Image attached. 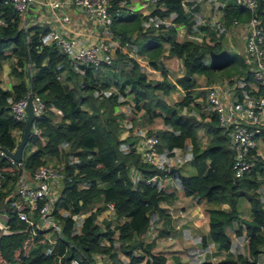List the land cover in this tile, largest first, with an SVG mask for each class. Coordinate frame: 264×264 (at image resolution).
I'll return each mask as SVG.
<instances>
[{
    "label": "trees",
    "instance_id": "obj_1",
    "mask_svg": "<svg viewBox=\"0 0 264 264\" xmlns=\"http://www.w3.org/2000/svg\"><path fill=\"white\" fill-rule=\"evenodd\" d=\"M156 2L161 4L162 9H154L149 15L161 19L172 16L167 25L157 23L156 27L143 28L140 22L149 16L130 12L125 6L116 9L115 0L110 13L113 18L111 31L118 44L133 43L137 53L145 58L150 67L161 70L163 78L160 81L149 79L141 71V65L119 48H115L112 56L103 59L97 66L80 63L79 73L71 59L53 43H43V35L48 28L29 25L23 29L21 15L13 4L0 0V19L4 23L0 26V62L15 56L10 68L14 82L9 88L0 86V147L12 150L15 144L11 131H22L23 128V122L13 118L9 110L10 102L28 92L37 94L43 101L44 110L33 121L37 131L27 140L21 165L31 174L40 164L62 161L63 177L53 205L54 215L65 225L64 240L53 249L61 255L62 264H68L70 258H79L80 264H94L92 257L96 254L107 256L109 264H123L111 245V221L102 222V226L96 221V213L105 209L108 202L114 204L112 221L125 219L118 227L120 251L128 257V264L141 262V254L134 256L132 251L136 248L146 250L149 246L130 243V240L134 233L142 234L147 230L151 214L161 215L158 205L163 195L154 184L146 181L153 174H177L185 196H196L197 200L213 205L207 210V236L215 250L223 254V258L215 264H259L264 250V208L258 189L263 183L264 155L252 158V165L235 177L232 169L234 151L228 128L220 125L216 115L209 110L199 113L198 117L177 110L178 106L188 104L199 106L193 101L194 93L201 94L196 90L198 85L194 74L209 77L214 70L230 76L240 69L247 81L253 80L250 71L245 72L248 66L245 58L235 52L245 39L244 30L239 25L246 22L252 11L236 0H224L216 31H211L214 34L209 37L210 41L200 44L176 39L175 24L191 25L182 5L185 0ZM253 13L264 26V0H255ZM237 27L242 30L240 35ZM154 30L157 32L154 33ZM133 32L135 35L131 36ZM229 33L233 37L237 35L238 40H231ZM224 38L227 47L232 49H227L226 45L223 48ZM163 42L167 44V55L179 59L182 64L183 74L175 79V83L166 79L165 67L159 59ZM176 85L184 94L181 99L169 104L163 96ZM112 86L121 96L132 93L135 111L142 110L149 118L160 117L163 124L171 128L156 131L159 151L165 149L170 155L172 148L183 147L185 141H189L191 159L188 165L192 168L191 173L181 174L169 170V167L149 165L141 160L138 153L121 148L125 140L118 139L120 128L117 127V119L123 115L115 116L113 111L125 100L117 93L102 92ZM84 105L89 110L82 109ZM53 108L60 112L57 120ZM199 130L208 136L204 146L199 144ZM65 145L68 147L64 150ZM131 166L140 173L135 182L130 175ZM17 171L18 167L0 155V182L11 179L5 191L4 185L0 184V210L14 197L12 180H15ZM80 182L85 185L80 187ZM99 200L102 207L83 220L77 233L74 221L69 216L58 214L62 206L76 211L80 201ZM241 200L248 204L247 219L240 218ZM221 205L226 208H220ZM5 214L8 233L0 237V264L56 263V257L51 249L48 250L40 230L26 227L14 211H5ZM232 224L237 227L235 235L244 232L246 236L248 258L240 254L231 255V240L227 231L233 229ZM101 237L109 244L102 245L99 241ZM147 264H166V259L148 252ZM175 264L184 263L177 261Z\"/></svg>",
    "mask_w": 264,
    "mask_h": 264
},
{
    "label": "crops",
    "instance_id": "obj_2",
    "mask_svg": "<svg viewBox=\"0 0 264 264\" xmlns=\"http://www.w3.org/2000/svg\"><path fill=\"white\" fill-rule=\"evenodd\" d=\"M41 0H35L29 9L31 16L37 15V21L31 22L27 18V26H38V27H53L59 30H66L68 35L70 37H73L74 39L78 40L80 43L85 42H96L100 39L103 40H109L108 42L110 46L112 47L113 51L115 48H119L121 52L128 53L127 49H129L127 46L119 45L117 40L113 38L112 31H110L107 35L103 30V27L98 25L93 19L88 18L86 13L78 8V7H61L53 12L49 11V9H45L41 4ZM188 3L184 6V11L190 10L192 12V16H189V21L191 22V25L189 27H186L183 24H175L173 27L176 29V39L178 41H181L183 39L191 40L196 43H203L204 41H210L209 37L214 34L211 31H216L215 27L218 26V21L221 16V7L223 6L224 0H186ZM125 8L128 9L130 12L140 13L142 15H148L147 19L141 20L140 24L143 26V28H146L148 26H154L156 27L157 23L167 25L170 23L172 16L163 17L162 19L159 17H152L149 14L154 9H162L161 4H157L156 0H125ZM68 13L71 20L69 23H63L60 20V17L64 14ZM30 14H28L29 17ZM206 21L205 23H203ZM217 24V25H215ZM0 26H4V23L0 19ZM240 27V26H239ZM200 32H197V31ZM238 35H240V30L238 27L236 28ZM242 31V30H241ZM157 31L154 30V33ZM135 32L131 34V36H134ZM179 35V37H177ZM231 36V40H238V36L236 35L233 37L229 33V37ZM114 39L117 43H114ZM244 42L241 43V54L244 58ZM227 47V46H226ZM227 49H232L227 47ZM112 51V52H113ZM111 52V53H112ZM166 56L168 61H171L173 59H176L179 61L177 68L172 69V67H169L166 63H163L162 56ZM6 60V59H5ZM4 61V60H2ZM1 61V62H2ZM160 61L164 65L165 69V75L166 79L170 82L175 83V79L183 74L182 64L181 61L177 58H174L172 56L167 55V44L163 42L162 44V55L160 58ZM0 62V64H1ZM174 62V61H172ZM245 63L248 64V66L245 69V72H248L252 69L251 64L247 63L245 60ZM240 69H238L236 72H233L228 78L230 79L229 83H223L219 84L223 92H226L229 94L230 98L239 97L238 92L241 90H244V88L248 86H252V81H247L246 78L243 75V72H239ZM150 73H157L159 75V81L163 78L161 70L157 69H150ZM251 73V71H250ZM196 75L194 74L193 77L196 80ZM202 76V75H201ZM235 76V77H234ZM252 76V75H251ZM205 79L206 77L203 76L202 79ZM1 80V79H0ZM14 82V79L10 75L9 83L8 85H5V87L1 84L0 86L5 89L9 88L10 84ZM206 82V79H205ZM197 83V81H196ZM218 83V82H217ZM198 85V83H197ZM199 89V85L196 87ZM228 88V89H227ZM109 91H113V93H116L113 89H108ZM226 90V91H225ZM235 90V91H234ZM231 92V93H230ZM235 92V93H234ZM183 90L181 87L176 85L172 90H170L166 95L163 96V98L169 103L168 101L179 100L183 96ZM128 95H130V98H126ZM125 100L123 104H120L118 107L122 108L125 107V111L127 109L133 108L134 100L132 93L126 94L124 98H121ZM200 100V94L194 93L193 94V101L196 103H199ZM200 104V103H199ZM128 106V107H127ZM195 107L192 104H188L185 106H178L177 110L179 113H188L190 110ZM196 109V108H195ZM53 111L55 112V118L60 117V112L53 108ZM184 111V112H183ZM137 111L136 113H138ZM135 113V114H136ZM131 114L132 118H134V121H132V125L135 126L138 125L139 128H144L147 131L151 132L155 129L162 128L161 123L156 121V119H160V117H154L149 118L147 115L144 114V112L141 110L140 114L138 115ZM134 115V117H133ZM198 117V116H196ZM135 118H137V121H135ZM161 120V119H160ZM162 122V121H161ZM163 123V122H162ZM125 128V127H124ZM128 129H124L123 132L127 131ZM122 132V133H123ZM203 140L200 139V135H198V140L200 146H204L207 142L208 136L205 134L202 130ZM11 139L14 141V144H16L19 140V137H17L14 132L11 133ZM124 143V142H123ZM190 143L188 140L185 142L184 147H189ZM68 145H65L63 149H67ZM261 147V146H260ZM260 150V148L258 147ZM264 149L262 148V151ZM261 151V150H260ZM187 157H188V152ZM264 154V151L263 153ZM188 162V160H187ZM188 164V163H187ZM163 167H169L170 166H163ZM188 168V169H187ZM135 169V168H134ZM177 169V167H176ZM177 171V170H176ZM173 171V172H176ZM183 173L181 174H188L192 172V168L190 167H184L182 169ZM131 174V170H130ZM135 174L140 176V173L137 169H135ZM263 183H261L260 188L258 190V194L260 196L261 201H263V208H264V174L262 176ZM11 179H2L0 184L4 185V191L7 189V185L10 184ZM159 182L161 184L160 189H158L162 195L163 198L159 202V209L161 210L160 214H154L152 218H150V222L148 225L147 230L140 234L137 243H142V246H149L146 250H143L142 248H136L132 251L134 256L141 254L142 259L141 262L137 264H147L148 261V252H151L153 254L162 255L166 259V264H175L177 261L181 263H190L193 264L194 262L197 264L202 263H209V264H215L222 258V253L215 250L212 242L210 239H208V214L207 210L212 208L213 205L205 203L203 200H197L195 196H185L183 194L178 175H165V176H159ZM13 189L12 194L15 188V180L13 181ZM56 185V197L58 196L59 187L58 182H55ZM80 185H83L81 183ZM194 199V200H193ZM101 201L97 202H79L78 205L81 208H85V212L87 214V211L95 208L92 212L95 213L97 208L99 207V204ZM241 208H246L248 210V204L245 201H240ZM220 208H226L225 205H221ZM90 212V213H92ZM89 213V214H90ZM74 214L77 215L78 213L74 209ZM85 214V215H86ZM99 216L96 218L98 221H104L108 220L112 214H110L107 209H103L100 212H98ZM87 216V215H86ZM85 216V217H86ZM76 217L75 219H77ZM123 219V218H122ZM247 219V215H246ZM125 221V219H123ZM237 223V222H235ZM120 225V224H117ZM110 226L109 231H112L110 238L112 239V245L114 246V249L117 252L118 260L123 264H128V257L120 251V243L118 242V236L116 231V226ZM235 224H232L233 229H229V231L234 230ZM227 233H229L227 231ZM244 235V232H242ZM205 243L203 242V238H205ZM229 237H231L229 235ZM136 236L132 237V240L134 241ZM231 240V239H230ZM100 243L102 245H108L109 241L103 237L99 239ZM116 246V247H115ZM101 256V255H100ZM199 256H202L198 261H195L196 258ZM170 262V263H168ZM97 264H109L108 257L105 255H102L101 257L96 258ZM264 263V262H263ZM260 262L259 258V264H263Z\"/></svg>",
    "mask_w": 264,
    "mask_h": 264
},
{
    "label": "built area",
    "instance_id": "obj_3",
    "mask_svg": "<svg viewBox=\"0 0 264 264\" xmlns=\"http://www.w3.org/2000/svg\"><path fill=\"white\" fill-rule=\"evenodd\" d=\"M34 1L5 0V2H11L21 15L23 29L27 26L28 12ZM112 1L114 0H41L40 4L53 13L61 7L81 8L88 18H93L98 24L108 29L113 21L109 10ZM236 2L245 5L252 11L246 22L238 25L244 30V56L246 62L252 66L250 71L253 77L251 83L253 84L251 87L248 86L247 89L244 88L238 92L239 97L235 98H230L228 93L223 92L219 84L211 85L205 88V98L210 111L216 115L219 124L229 130L230 144L234 151L232 169L234 176L238 177L252 165V158L257 155L263 156V152L258 149V147L261 149L258 143L261 142L262 145L264 143L262 140L264 136V26L253 13L255 0H236ZM120 5H122L121 0H117V6ZM60 20L63 23H69L71 18L67 13H64ZM234 23L236 22L234 21ZM58 30L50 27L47 32V39L54 42L61 52L66 53L74 64L84 63L87 65L91 63L96 66L110 50L109 45L104 40H98L96 43L85 46L77 45L73 39L66 35L67 33L60 32L66 30ZM28 96H31L32 110L36 117L44 110L43 101L37 94L28 92L18 99H13L9 104V110L13 118L19 122L25 120V105ZM36 131L37 128L32 124L31 134ZM157 144L158 137L155 134L144 137L141 149L142 160L149 165L162 166ZM253 148L254 151L252 152L251 149ZM188 154L190 156L189 151ZM0 155H3L10 164L18 167L13 191L14 197L10 198L7 206L15 212L19 221L25 223L26 227L41 231V236L49 247L48 250L51 249L56 257L55 264H62L61 255L53 250L57 244L64 240L63 229L65 225L53 213V205L57 199L53 185L55 182H58L59 185L63 177L62 161L40 164L29 174L22 167L21 162H16L5 155L1 147ZM156 178L158 176L153 174L146 181L153 183ZM54 194L56 195L52 197ZM106 209L110 214H114L113 203H106ZM58 213L61 215L60 212ZM70 218L75 223L77 222L74 216L71 215ZM77 223L81 224L82 222ZM21 231L23 230L18 232ZM262 255L264 256V250ZM68 264H80V260L79 258H70Z\"/></svg>",
    "mask_w": 264,
    "mask_h": 264
},
{
    "label": "rangeland",
    "instance_id": "obj_4",
    "mask_svg": "<svg viewBox=\"0 0 264 264\" xmlns=\"http://www.w3.org/2000/svg\"><path fill=\"white\" fill-rule=\"evenodd\" d=\"M32 12L33 11H31L30 13H28V14H30L29 17H28V19L31 22L37 21V17H36L37 15L31 16ZM205 22L206 21H204L203 23H205ZM108 29L111 31V27L108 28ZM109 30H103V31L107 35L110 32ZM197 32H200V31L198 30ZM177 37H179L181 39V37L179 35H177ZM227 37H228V35H227ZM113 38H115V37L113 36ZM230 39H232L231 36H230ZM107 41L110 42L109 40H105V42H107ZM92 43L93 42H90V41L88 42L87 41V42L84 43L83 46H85L87 44H92ZM114 43H117L115 39H114ZM124 45L129 48V49H127V52L128 53H130L132 50H134L136 48V46L133 43L127 42ZM224 45H226V39L225 38L222 41L223 48H224ZM241 48L242 47H239L235 52L241 53ZM4 52H8V50H5ZM165 57L166 56H164V55L162 56L163 63H166L169 67H172V65H173V68L172 69H176L179 61H177L176 59H173L171 61H168L167 58H165ZM137 58L140 59L139 60V63L142 64L143 59L140 58V56H137ZM14 61H15V56H10L6 60L2 61L1 64H0V79H1L0 82H1V84L4 87H5V85H8V83H9V79H10V68H11L12 63H14ZM172 61H174V62H172ZM76 70L79 71V73L81 71L79 69H76ZM141 71L145 72L146 76L149 79H152V80H155V81H159V75H158L159 73L158 72H157L158 74L157 73H150L149 71H147L146 68H142ZM202 77L203 76H201V75H196V81H197V83L199 85V89H196V90L201 93L200 94V100H199V103L200 104H199L198 107H193L190 110V112H188V113H191V115H194V116H198L199 113H201V112L206 113L209 110V105L207 104L206 98H205V92H206L205 88L206 87L211 86V85L223 84L224 82L225 83L226 82L227 83L230 82V79L228 78V74L227 75H221V74H219V71H214V70H213L212 74L209 77L206 76V78H208V79L205 78L206 79V82H205V79L204 78L202 79ZM108 89H111V90L113 89L118 94L116 88L113 87V86L111 88L108 87L106 89H103L102 92L103 91H106V92L113 93V91H109ZM118 96H119V98H124V96H121L119 94H118ZM126 98H130V95H128ZM168 102H169V104L171 103V101H168ZM118 106L113 111V114L115 116H122L123 115V117L121 119H117V122H118L117 127L120 128L119 133H118V139L125 140L124 143H121V148L124 151L133 150L135 153H138V155H139V157H141V159H143L141 149L143 147L144 137L145 136H148L150 134H155L156 131L159 130V129L166 128V129L170 130L171 128L169 126H167V125H164L161 122L162 121L161 118H160L161 120L157 118L156 121H158L159 123H161L160 125H162V128L155 129V130L152 131V133L147 134L148 131L146 129L139 128V126L136 125V124H135V126L132 125V121H134V118H132V115L131 114H135L137 111H135L133 108L127 109L125 111V109H126L125 107L119 108ZM82 107H83L82 109L89 110L88 107L85 106V105L82 106ZM138 113L140 114V111ZM138 113H136L135 115H138ZM182 114H186V113H182ZM133 117H134V115H133ZM138 117H139V115H138ZM55 119L57 120L58 117H56ZM135 121H137V118H135ZM124 129H128V130L125 131V132H123ZM11 132H14V134L17 137L20 138L21 131L19 129H13ZM198 135H200V139L199 140H203V135H202L201 130L198 131ZM258 145L261 146V149L260 150H261V152H263L264 150L262 151V148L264 149V143L262 145V143L259 142ZM184 146L183 147L172 148L171 149L172 152H171L170 155L166 154V151L164 149L158 151L159 152V155H160V157L162 159V166H170L172 168H176L177 167V169H176L177 171L176 170H174V171L179 172V173H183L182 169L184 167H187L188 166L190 168V166L187 163L190 161L191 157L189 156V154H188V157H187L186 151L188 150V148L187 147H184ZM187 160H188V162H187ZM130 170H131V174L130 175H131L132 181L135 182L137 179L140 178V176H138L137 174H135V169H134L133 166L130 167ZM152 184H154L156 188L160 189L161 184L159 182V177L156 178V180ZM53 189L56 191V185L55 184L53 185ZM55 195L56 194L52 195V197H54ZM195 198L197 199L196 196H195ZM98 204H99V207L98 208L102 207L101 202L98 203ZM94 209L95 208H92V209L88 210L87 211V214H86L85 208L79 207L76 210V212L78 213L77 215L73 214L72 213V210L68 209V206H62L59 209V211H60L61 215H63V216H71L72 215V216H74V219L76 217H78L77 219H75V221L82 222L86 218L85 216L86 215L88 216L89 213L92 212ZM241 212L242 213H241L240 218L246 219L247 209L246 208H244V209L241 208ZM154 214H156V213L151 214L150 215V218H152ZM97 216H99L98 213H96V217ZM112 219H113V216H111L108 220H104V221H106V222L111 221L110 222V225H112V226H115L117 224H122L123 221H124L123 219H119L118 218L114 222V221H112ZM6 221H7V216H6V214L1 209L0 210V228H1L2 233H8V231L6 229V226H5ZM96 221L101 226H102V222H104V221H100L99 222L97 218H96ZM77 222L75 223V229H76V231H78V228L80 227V223H77ZM119 226L120 225H117L116 226V229H117L116 233L117 234L120 233V231L118 229ZM234 226H236V224ZM236 228L237 227H235V229L232 230V231H229L228 230V232H229L228 235L231 236L230 237V239H231V241H230L231 242V252H232L231 255H234L235 256V255L240 254L243 257L248 258V256H247L248 255V251H247V240H246V236H245V234L243 235L242 233H240V235H235ZM133 236H136L137 238H135L134 241L131 239L130 240V243H137L138 238L140 236V233H134ZM30 247H31V244L29 245V248ZM200 258H202V256H199L198 258H196L195 261H198ZM259 258H260V262L263 263L264 262V256L263 255H260ZM168 263H170V262H168Z\"/></svg>",
    "mask_w": 264,
    "mask_h": 264
},
{
    "label": "clouds",
    "instance_id": "obj_5",
    "mask_svg": "<svg viewBox=\"0 0 264 264\" xmlns=\"http://www.w3.org/2000/svg\"><path fill=\"white\" fill-rule=\"evenodd\" d=\"M116 1V4H117V0H115ZM121 2H122V5H120V6H118V7H116V9H118L119 7H122V6H125V0H121ZM185 4H186V0H185V2L183 3L182 2V5H183V7L185 6ZM223 4H224V2H223ZM112 6H113V1H112ZM112 6L109 8V10H111V8H112ZM73 7V6H72ZM81 9V8H80ZM185 13H187L189 16H192V12L190 11V10H188L187 12L185 11ZM68 14V13H67ZM69 15V14H68ZM91 19H93V18H91ZM94 20V19H93ZM95 22H96V20H94ZM113 22V21H112ZM97 23V22H96ZM98 25H100V24H98ZM112 25V24H111ZM101 26V25H100ZM101 27H103V26H101ZM111 27V26H110ZM109 27V28H110ZM46 28H48V27H46ZM50 28V27H49ZM49 28L47 29V31H46V33L44 34L45 36L43 37V43H45V44H51V43H53L54 44V42H52V41H49L48 39H47V32H48V30H49ZM104 28V27H103ZM104 29H106V28H104ZM106 30H109V29H106ZM58 31H60V30H58ZM60 32H63V33H67V31H60ZM69 38H71V39H73L76 43H77V45H84V43H80L78 40H76V39H74L73 37H70L69 35H68V33L66 34ZM100 40H103V39H100ZM105 41V40H104ZM97 42V41H96ZM96 42H94V43H96ZM108 45H109V47H110V50L104 55V57H102V59L99 61V63L103 60V59H106L108 56H112V54H113V49H112V47L110 46V44L108 43V42H106ZM55 45V44H54ZM55 47H57L56 45H55ZM57 49L60 51V49L57 47ZM115 50V49H114ZM61 52V51H60ZM112 52V53H111ZM63 53V52H62ZM64 54H66V53H64ZM67 55V54H66ZM127 55L128 56H130V57H132L133 59H135V61L139 64V65H141V67L142 68H146L147 69V71H149L150 69L152 70L153 68L152 67H150L147 63H146V61H145V58L141 55V54H139V53H137V47L134 49V50H132L130 53H127ZM68 56V55H67ZM137 56H140V58H142L143 59V62H142V64H140L139 63V58H137ZM69 57V56H68ZM70 58V57H69ZM244 58H245V56H244ZM72 61V60H71ZM73 62V61H72ZM74 64V63H73ZM80 64V63H79ZM79 64H74L75 65V67L77 66V68L76 69H80L79 67H78V65ZM99 65V64H98ZM97 66V65H96ZM252 75V74H251ZM253 78V77H252ZM209 111H210V109H209ZM211 112V111H210ZM26 115V114H25ZM26 118V117H25ZM25 121V120H24ZM24 123V122H23ZM21 133H22V131H21ZM20 136H21V134H20ZM20 139V138H19ZM158 144H159V140H158ZM158 144H157V149H158ZM15 147V146H14ZM2 148V147H1ZM14 149V148H13ZM3 150V149H2ZM165 150V149H164ZM159 151V150H158ZM189 151V153H190V146L188 147V150H187V152ZM6 155V154H5ZM264 155V154H263ZM191 157V156H190ZM142 160V159H141ZM143 161V160H142ZM21 162V161H20ZM144 162V161H143ZM161 167V166H160ZM163 167V166H162ZM170 168H172V167H170ZM170 168H169V170H170ZM233 175H234V173H233ZM158 176V175H157ZM263 176V175H262ZM159 177V176H158ZM236 177V176H235ZM81 183H83V182H80L79 183V185L81 184ZM83 185H85L84 183H83ZM83 185H80V187H83ZM58 187H59V189H60V182H59V185H58ZM156 189H158V188H156ZM259 190V189H258ZM58 194H59V192H58ZM101 201V200H100ZM80 202H82V201H80ZM102 203V202H101ZM3 206H5V209L8 207L7 206V204H3L2 205V207ZM106 207V206H105ZM68 209H70V210H72V213L74 214V208H71V207H69ZM7 211V210H6ZM10 211H12V210H10ZM9 211V212H10ZM8 212V211H7ZM60 212V211H59ZM5 213V212H4ZM59 214V213H58ZM91 214V213H90ZM113 215V214H112ZM61 216H63V215H61ZM69 217H71V216H69ZM87 217V216H86ZM72 219V218H71ZM73 220V219H72ZM74 221V220H73ZM83 222V221H82ZM82 224V223H81ZM81 224H80V227H81ZM74 225H75V222H74ZM80 227H79V229H80ZM79 229H78V231H79ZM78 231H76V229H75V232L77 233ZM1 233H2V231H1ZM3 234H7V233H2V235ZM112 245V244H111ZM113 246V245H112ZM113 248H114V246H113ZM114 249H116V248H114ZM101 254H96V255H94L93 257H92V260H93V262H94V264H97L96 263V258L97 257H101L100 256ZM223 255V254H222ZM222 258H223V256H222ZM221 258V259H222ZM187 264H190V263H188L187 262ZM193 264H197V263H193Z\"/></svg>",
    "mask_w": 264,
    "mask_h": 264
},
{
    "label": "water",
    "instance_id": "obj_6",
    "mask_svg": "<svg viewBox=\"0 0 264 264\" xmlns=\"http://www.w3.org/2000/svg\"><path fill=\"white\" fill-rule=\"evenodd\" d=\"M25 114H26V118H25V121L23 123L22 133H21L20 139L15 144L14 149L8 150L6 148H2L4 153L7 156L11 157L16 162H20L22 159L24 148L27 144V140H28L29 136L31 135V126H32L33 121L36 117L33 110H32L31 96H28L26 99ZM170 170L174 171V170H176V168H170ZM6 210L9 212L11 210V208L7 207L5 209V206H3L2 211L5 212ZM1 235H2V233H1V228H0V237H1Z\"/></svg>",
    "mask_w": 264,
    "mask_h": 264
}]
</instances>
